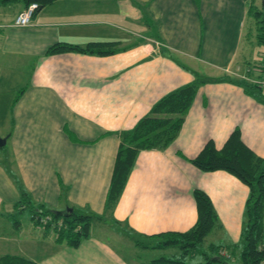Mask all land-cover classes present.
I'll return each mask as SVG.
<instances>
[{
	"label": "crops",
	"instance_id": "1",
	"mask_svg": "<svg viewBox=\"0 0 264 264\" xmlns=\"http://www.w3.org/2000/svg\"><path fill=\"white\" fill-rule=\"evenodd\" d=\"M258 4L264 0H52L29 24L13 27L22 4L1 3L0 92L10 101L0 120V226L16 213L12 204L21 191L55 212L104 214L117 132L146 115L162 94L196 80L176 136L161 149L137 152L108 213L131 235L128 243L145 249L132 242L149 243L155 239L149 235L193 224L191 190L199 188L217 217L208 246L237 251L246 186L188 159L207 139L218 149L234 128L253 154L264 157V96L240 84L255 74L256 64L246 59L256 29L249 12H259ZM57 42L110 43L112 51L46 54ZM27 220L32 232L0 231L9 250L0 247V255L37 264L139 263L89 233L76 247L57 244L28 214Z\"/></svg>",
	"mask_w": 264,
	"mask_h": 264
},
{
	"label": "trees",
	"instance_id": "2",
	"mask_svg": "<svg viewBox=\"0 0 264 264\" xmlns=\"http://www.w3.org/2000/svg\"><path fill=\"white\" fill-rule=\"evenodd\" d=\"M19 1L24 7L29 2L36 4L37 9L52 0H0V4ZM34 12V13H35ZM251 16L260 24L255 29V39L264 45V15L262 12L251 9ZM261 19L257 21V17ZM110 43L88 42L85 46L70 45L66 43H53L46 49V54L72 50L81 53L109 54L112 49ZM242 88L248 93L254 89L253 94L261 96L258 89L247 82H240ZM197 87L196 80L181 84L169 92L162 94L148 108L146 115L138 118L133 125L117 132L118 143L113 157L108 186L105 191L103 213L111 211L120 193L128 170L139 150L165 147L176 136L187 107L193 99ZM17 90L13 101L19 92ZM264 96V95H263ZM193 167L201 171L223 170L237 178L247 189L243 206L242 227L239 240L234 247L238 250L228 251L221 245L208 246L211 254L204 253L203 259L198 263H185L183 256L188 253L193 245L200 242L203 237L214 227L217 217L209 202L207 195L199 188L191 190L193 203H195L196 219L187 230L179 232L164 231L149 235L158 242L150 245L148 242L134 241L133 244L143 248L164 247L165 245L178 248L177 255L154 257L136 264H264V157L253 154L250 149L239 139V131L232 129L229 135L216 149L207 139L194 157L188 159ZM13 210L21 213L26 210L28 219L33 226L43 233H51L53 241L68 247H76L88 235L91 219L96 214H89L75 208L67 211H53L43 208L41 204H32L25 192L21 191L17 200L12 204ZM16 228L17 221L13 222ZM222 251L223 254L221 253ZM236 262V263H235ZM0 264H37L28 258L19 255H0Z\"/></svg>",
	"mask_w": 264,
	"mask_h": 264
},
{
	"label": "rangeland",
	"instance_id": "3",
	"mask_svg": "<svg viewBox=\"0 0 264 264\" xmlns=\"http://www.w3.org/2000/svg\"><path fill=\"white\" fill-rule=\"evenodd\" d=\"M258 11L263 12L261 15H264V5L259 6L258 4ZM261 15L257 17V21L261 19ZM254 26L259 25V22H256L254 18L250 19ZM254 28L252 27L249 33V40H250V58L248 57L250 64H256L258 61H260V57L262 53H264V45L259 44L256 42L255 37L253 36L254 33ZM253 37H252V36ZM255 60V61H253ZM4 94L0 92V120H1V114L3 110L5 111L7 108V102L9 103L10 100L9 98L3 97ZM0 132H2V129H0ZM85 212L84 210H82ZM91 225L89 227V236L91 238H97L100 239L101 241H108L111 242V245L113 247L121 248V252L123 254H126L127 256L129 255V258H132V261L136 262H142L146 261L149 259H153L154 257L158 256H165V255H177L178 254V248L176 247H171L167 246L165 248H153V249H139L137 247H134L131 245V242L128 243L126 240V237L131 238V235H127L126 231L124 230V225L122 222H115L110 214L104 213L101 214L100 216L93 217L91 219ZM14 221H17V223H20L18 229L13 228L11 225V222L13 223ZM2 226H0V231L2 232L1 234L6 235L8 232H18L20 234H23V232H32L29 226V222L27 220V211L22 210L21 213H14L12 216L10 215L9 217L2 219L1 220ZM211 231H209L202 240H200L199 243L193 245L190 249H188V253L183 256V261L185 263H198L201 262L203 259L204 253L211 254L210 250H208V243L212 242L213 238L211 237L210 234ZM126 235V236H125ZM135 239V238H133ZM150 244L153 242H158L155 239L153 240H148ZM5 240L0 241V247L4 249L5 252H9L7 244L5 243ZM133 243V242H132ZM7 248V249H6ZM229 251V250H228ZM236 253V251L234 252ZM223 254V253H222ZM236 263V262H235Z\"/></svg>",
	"mask_w": 264,
	"mask_h": 264
},
{
	"label": "built area",
	"instance_id": "4",
	"mask_svg": "<svg viewBox=\"0 0 264 264\" xmlns=\"http://www.w3.org/2000/svg\"><path fill=\"white\" fill-rule=\"evenodd\" d=\"M36 4L34 2L27 3L22 9H20L17 13L14 14L13 18L10 21L11 26H26L29 24V20L35 12ZM260 61H258L255 65L253 71L255 72L252 77H247L246 82L254 85L260 95H264V53H262L260 57Z\"/></svg>",
	"mask_w": 264,
	"mask_h": 264
},
{
	"label": "water",
	"instance_id": "5",
	"mask_svg": "<svg viewBox=\"0 0 264 264\" xmlns=\"http://www.w3.org/2000/svg\"><path fill=\"white\" fill-rule=\"evenodd\" d=\"M4 137H0V146H2L4 144ZM66 211L68 212L70 209L69 208H65Z\"/></svg>",
	"mask_w": 264,
	"mask_h": 264
}]
</instances>
